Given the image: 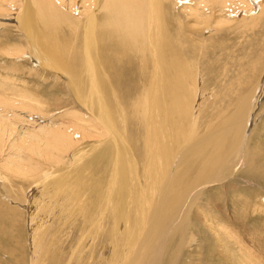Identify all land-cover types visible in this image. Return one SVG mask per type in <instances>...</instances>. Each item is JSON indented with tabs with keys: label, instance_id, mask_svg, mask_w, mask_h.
Here are the masks:
<instances>
[{
	"label": "bare ground",
	"instance_id": "1",
	"mask_svg": "<svg viewBox=\"0 0 264 264\" xmlns=\"http://www.w3.org/2000/svg\"><path fill=\"white\" fill-rule=\"evenodd\" d=\"M238 13L237 24L259 28L264 0H0V23L9 22L0 25L26 41L10 55L54 72L68 101L61 105L56 90L49 104L40 94L39 100L15 96L5 85L17 83L18 69L5 68L0 161L10 151L0 168L23 176L31 165L15 152L24 149L27 162L37 159L43 169H35L38 182L29 193L38 177L48 178L40 193L52 199L50 214L76 232L83 221L90 240L99 237L105 264H192L208 242L229 234L216 219L226 217L219 185L264 189V41L253 42L248 51L255 54L245 51L238 65L231 62L215 88L202 86L194 59L196 43L233 26ZM192 34L197 41L187 37ZM75 107L80 113H72ZM64 153L73 171L60 177L51 174L56 168H44ZM33 204L24 208L34 213ZM26 223V244L35 251L30 264H40L43 247L33 235L41 226L34 217ZM2 236L0 264H23L21 245Z\"/></svg>",
	"mask_w": 264,
	"mask_h": 264
},
{
	"label": "rangeland",
	"instance_id": "2",
	"mask_svg": "<svg viewBox=\"0 0 264 264\" xmlns=\"http://www.w3.org/2000/svg\"><path fill=\"white\" fill-rule=\"evenodd\" d=\"M239 14L240 13L232 16V19L235 20L236 18H238L239 20L242 13L240 15ZM1 23L9 22L1 21ZM236 24L237 20H235L233 26L223 29L221 28L219 30L216 28L214 35H212L211 37L207 36L205 42H201L200 40L197 43L195 42L200 48V55L194 59H197V63L200 67L199 71L202 78V86L203 84H205L207 86L206 89H211V87L213 86L214 88L217 87V85L222 82L223 79H225V75L227 76V74H225V71L226 69H229V64L231 62H233V66H236V63L238 65L240 63L238 59L244 56H248L247 53L255 54L248 51L252 48V45H256L255 43L264 41V21H262L259 28L255 29L248 27L246 28L245 26H243V24L240 23H238L237 25ZM187 37H190V40H198V37L194 34L187 35ZM253 42L255 43L253 44ZM23 43H26V41L21 38V34L19 32H16V30H10V27H3L0 25V77L3 78L4 74L10 70L9 68L14 65L15 67H12L11 69H15V71L16 69H18L16 71L18 75L17 77L20 76L21 80H24V82L26 83V85L21 84L20 78H17V83L16 81L8 83L5 85V87H9L8 89L14 88L13 90H17L18 93L13 92V94H15V96L17 97L20 96L19 98H23L24 96L23 99H26L25 97H27L33 100H39L40 95H43L44 98L41 96L42 99L46 100L48 95L52 96V93H54V90H56L54 95H56L58 98L61 96L59 98V101H61L60 99L64 100V98H62V94H64V81L61 82L62 80L60 81L58 76L54 72L48 69H44V67L38 66L37 64L35 65L33 59L29 58L28 56H23V58L17 59V57L10 55V52L14 54L16 53V50L24 47ZM245 51L248 52L246 53ZM237 55L240 57H237ZM5 68L6 70L8 69V71H6ZM234 73L231 74L232 77H234ZM0 80L2 81L1 78ZM13 83H15L16 85H13ZM2 84H5V81L2 82ZM36 84L38 86H36ZM55 87L56 89H54ZM126 87H128L127 84H125L124 88ZM20 90L22 91V94ZM38 90L40 91L38 92ZM36 92L38 93L36 94ZM38 94L40 95L38 96ZM66 102L68 101L64 100L63 102H61V105H64V103L65 105L68 104ZM209 102H211L210 98ZM45 103H48V101ZM54 108H52L51 110H53ZM75 108L72 109V113H80V110H78L79 107ZM60 116L57 117L59 118ZM47 142L48 141L46 140L45 143L47 144ZM48 144L50 143L48 142ZM5 145L7 146L8 144L6 143ZM4 151L3 154H1L2 159L0 163L2 164L4 162L5 156L9 154L8 152L10 151V149H7L5 153ZM14 152L15 151L13 150L12 153L14 154ZM83 152L84 151L82 150L81 152L78 151L77 154L72 153V157L70 158H77V155H80ZM15 153L22 156V158L25 160L26 165H31L28 166L31 167V170L25 171V174H23V176L22 174H19L18 176V174H15L13 172L9 173L7 170L0 168V224L3 223V227L5 226V228H0V240H3L2 234H6L7 237L11 236L10 239L13 241V244L18 243L21 245L20 251H22L23 254V264H30L32 251L33 254L35 253V251L30 247L29 242L28 244H26V237H28V235L25 234L27 233V230L25 228H29V225L26 226L28 218L34 217V219L39 222L37 226H41L35 228V232L33 235L34 244L36 245L38 243L43 247L40 248V253L38 254L40 264H51V261H54V264H65L66 260L69 261H67L66 264H105L104 261H106V259H103L101 257V249H99L98 247V241H100L99 237L91 238L90 240V237L87 236L84 232L83 221L81 227L79 224H76L80 227L81 230L76 232L74 226L72 227L69 223L63 221V219H59L50 214L49 204L51 205L52 199L50 196H42L40 193L43 192L48 186V182L50 181L47 180L48 178L38 177V179L40 178L42 180L39 184H37L36 188L33 187L35 188L36 192L29 193L30 189L32 188L31 186H33V182H38L36 181L35 177V169L39 167V170H41L43 169V167L38 164L39 161L37 159L33 160L32 162H27L24 156V154H26L27 152H25L24 149L22 150V152ZM62 157L64 158L56 165H50L51 167L46 165L44 168L47 171H51L56 168L55 170L51 171V174L57 173L60 175V177H63V173H70L73 170L71 168H67L68 165H66L69 162V158H67V155L65 153L60 156V159ZM88 159L89 158H87L86 156V158H83V160L79 161L80 163L78 162L77 166H79L80 164L82 165L83 162H86ZM36 162L38 165H35ZM65 168L67 170H65ZM31 176L32 179H30ZM38 176H40L39 173ZM247 189L237 192L235 190L230 191L224 188V186L222 187L219 185L217 190L220 191V194L217 195L219 199L218 205L221 212L226 211V217L221 214H219L220 216L212 214V208H207L206 205L205 207L206 211H208V214H212L214 215V217L218 216V218L216 219H220L222 224L228 227L227 231L229 234L221 233L219 235V239L221 240L220 243H223L225 247L220 243L211 244L212 242H208V250H201V253L198 254L197 257H195V261L192 264H209L208 260L211 256L214 259L216 257V259L220 261L217 264H241V261H243V264H259V262L260 264H264V200H261L264 199V189L255 187H248ZM70 190L71 187L68 188V191ZM222 193H225L226 196L221 195ZM33 197L35 199L36 205L32 203ZM213 197H216V195ZM10 200L14 201V203H12ZM15 202L18 204H16ZM28 202L30 203L29 206L33 204V207H35L36 211L34 213L29 207L24 208ZM224 205H228L227 208H224ZM7 231L9 232V234L7 233ZM230 234L232 235V238L229 236ZM14 235L18 236L15 237ZM73 237H75L74 241H72ZM35 238H37L38 240ZM75 244L78 247L76 252H74V249L77 248ZM25 247L28 248L24 250ZM47 258H49V262L48 260H46Z\"/></svg>",
	"mask_w": 264,
	"mask_h": 264
}]
</instances>
